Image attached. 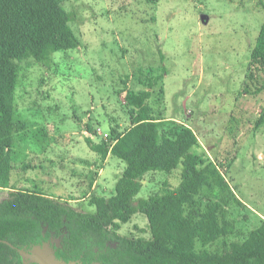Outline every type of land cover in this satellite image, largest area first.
Segmentation results:
<instances>
[{
    "label": "rangeland",
    "instance_id": "rangeland-1",
    "mask_svg": "<svg viewBox=\"0 0 264 264\" xmlns=\"http://www.w3.org/2000/svg\"><path fill=\"white\" fill-rule=\"evenodd\" d=\"M63 4L81 44L54 53L48 64L20 63L15 118L27 127L14 134L9 187L0 186V200L14 189L38 190L94 211L91 197L112 195L125 163L92 151L86 138L101 142L115 129H128L124 90L141 92L152 84L147 102L153 118L193 128L200 143L195 152L218 165L246 203L230 202L226 210L236 225L227 240L246 238L264 219V63L251 57L264 0ZM181 169L147 173L138 197L179 185ZM210 197L204 188L198 197L203 207ZM118 232L149 237L148 219L137 213ZM222 243L208 248L220 250ZM52 254L51 245L32 252L44 264H53Z\"/></svg>",
    "mask_w": 264,
    "mask_h": 264
},
{
    "label": "trees",
    "instance_id": "trees-1",
    "mask_svg": "<svg viewBox=\"0 0 264 264\" xmlns=\"http://www.w3.org/2000/svg\"><path fill=\"white\" fill-rule=\"evenodd\" d=\"M71 21L63 0H0L2 187H9L14 134L27 127L15 118L20 63L34 59L48 64L54 53L78 48L81 41ZM251 57L264 63V22ZM151 88L124 90L131 107L128 129H115L101 142L86 138L92 151L110 153L125 163L114 193L91 197L94 211L78 210L38 190L14 189L0 200V264H25L20 250L26 254L45 245L67 264H264V219L243 240H227L236 232L234 221L226 216L227 206L244 203L218 165L195 152L200 143L193 128L153 118L147 102ZM169 123L173 125L165 129ZM259 123H264V114ZM179 166V185L138 197L147 173H171ZM204 188L214 198L203 207L198 197ZM137 213L148 219L150 236L120 234V223ZM220 239V250L208 248Z\"/></svg>",
    "mask_w": 264,
    "mask_h": 264
},
{
    "label": "flooded vegetation",
    "instance_id": "flooded-vegetation-1",
    "mask_svg": "<svg viewBox=\"0 0 264 264\" xmlns=\"http://www.w3.org/2000/svg\"><path fill=\"white\" fill-rule=\"evenodd\" d=\"M22 251L20 250V254H21V256H22V259H23V262L25 263V264H30V263H32V262H37L38 264H40L38 261H36V260H31V258L32 257H30V255H32V252H30V253H21Z\"/></svg>",
    "mask_w": 264,
    "mask_h": 264
},
{
    "label": "water",
    "instance_id": "water-1",
    "mask_svg": "<svg viewBox=\"0 0 264 264\" xmlns=\"http://www.w3.org/2000/svg\"><path fill=\"white\" fill-rule=\"evenodd\" d=\"M52 257L54 258V260H51L53 264H67L64 261H61V260H58V259L56 260V257H55L54 254H52ZM40 259L41 260H37V259H35V260L38 261L40 264H44L43 263V259L42 258H40ZM71 264H75V263H71ZM94 264H100V263H94Z\"/></svg>",
    "mask_w": 264,
    "mask_h": 264
},
{
    "label": "crops",
    "instance_id": "crops-1",
    "mask_svg": "<svg viewBox=\"0 0 264 264\" xmlns=\"http://www.w3.org/2000/svg\"><path fill=\"white\" fill-rule=\"evenodd\" d=\"M236 195L240 198V200L244 203V206L245 207H247V205H246V203L244 202V200L241 198V196L236 192ZM41 257H39V256H34V255H32V258H31V260H35V259H37V260H41L40 259Z\"/></svg>",
    "mask_w": 264,
    "mask_h": 264
}]
</instances>
